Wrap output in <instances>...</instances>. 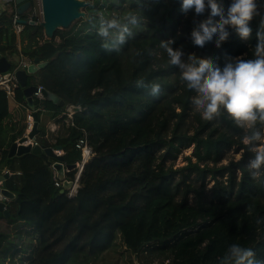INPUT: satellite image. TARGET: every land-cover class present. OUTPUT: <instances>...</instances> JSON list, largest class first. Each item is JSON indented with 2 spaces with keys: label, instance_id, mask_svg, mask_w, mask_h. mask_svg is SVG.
<instances>
[{
  "label": "trees",
  "instance_id": "obj_1",
  "mask_svg": "<svg viewBox=\"0 0 264 264\" xmlns=\"http://www.w3.org/2000/svg\"><path fill=\"white\" fill-rule=\"evenodd\" d=\"M217 3L226 13L231 0ZM257 3L259 14L251 23L250 39H241L229 26L219 47L218 34L202 47L194 44L192 32L199 29L210 9L197 16L194 10L182 9V0H87L85 17L69 30L55 32L59 41L43 39L41 28L29 23L17 35L9 11L12 1L0 14V53L9 59L22 55L30 61L36 57L45 61V66L28 76L27 84L41 85L64 103L59 106L35 99V141L43 147L59 146L64 164L69 165L82 158L76 148L78 139L85 137L91 146L77 194L98 201L108 214L124 210L131 202L126 188L136 177L131 166L139 159L151 162L148 178L152 184L144 205L124 210V217L111 230L99 232L91 223L81 224L48 264H192L199 255L205 256L209 248L205 237L212 232L229 237L238 234L234 244L254 250L253 264L264 262V165L258 170L249 167L255 159L251 149L261 143L244 144L249 130L238 127L226 111L204 121L195 110L199 94L186 88L181 69L170 63L162 47L168 44L180 51L186 64L195 57L210 60L221 70L237 58H253L257 28L264 18V0ZM129 12L137 23L128 25L131 35L126 34L124 44L114 46L112 38L98 35L102 19L117 18L123 23ZM104 43L109 47H102ZM152 84L160 85L156 96L151 94ZM12 97L20 105L19 113L9 111V97L0 88V170L13 173L5 187L20 192L21 205L10 201V216L0 225V264H33L40 254V242L33 233L36 224L56 223L47 203L59 198L71 201L75 195L68 198L60 193L62 182L54 177V159L47 154L8 155L11 144L24 135L30 113L23 88L17 85ZM44 112L55 123L54 130L40 124ZM255 127L264 138L259 119ZM191 145L195 162L187 157L184 166L166 164ZM228 150L241 152V157L217 165ZM75 173L76 169L66 171L65 177L72 180ZM207 176L213 180L209 188ZM54 178L60 186L54 185ZM17 219L29 228H16ZM9 235L12 240L6 239ZM22 235L28 239L23 244L19 241ZM201 263L210 264L203 258Z\"/></svg>",
  "mask_w": 264,
  "mask_h": 264
},
{
  "label": "clouds",
  "instance_id": "obj_2",
  "mask_svg": "<svg viewBox=\"0 0 264 264\" xmlns=\"http://www.w3.org/2000/svg\"><path fill=\"white\" fill-rule=\"evenodd\" d=\"M81 2L84 3V0ZM206 8L210 9L209 16L199 23L198 30L192 32L195 45L202 47L214 34H218L219 47L220 41L226 40L228 36L229 26L235 29L241 39H250L251 23L259 14L257 0H231L226 13L217 0H182V9L194 10L197 16L203 15ZM213 17L219 19L214 21ZM123 20L122 23L117 18L102 19L98 35L105 40L112 38L114 46L124 44L126 34L131 35L128 25H135L137 17L129 12ZM256 38L253 58H237L235 63H228L222 70L213 67L210 60H196L195 57H190L193 62L186 64L181 60L180 51H174L168 44H162L170 63L181 69V80L185 82L186 88L199 94L194 103L201 118L212 121L221 111H226L238 127L249 130L250 134L243 139L246 145L262 140V133L255 126L258 119L264 125V18L258 25ZM102 47L108 48L109 44L104 43ZM159 92L160 85L152 84L151 94L156 96ZM251 150L255 152V159L250 162L249 167L258 170L264 165V145H257ZM228 252L230 256H226L225 261L232 260L234 264H244L247 261V264H253L251 258L255 252L251 248L232 244Z\"/></svg>",
  "mask_w": 264,
  "mask_h": 264
},
{
  "label": "rangeland",
  "instance_id": "obj_3",
  "mask_svg": "<svg viewBox=\"0 0 264 264\" xmlns=\"http://www.w3.org/2000/svg\"><path fill=\"white\" fill-rule=\"evenodd\" d=\"M12 7V5H10ZM38 11V6L36 7V12ZM28 13V12H27ZM42 32V31H41ZM43 35V34H42ZM56 41H59V37H54ZM44 39V37H43ZM17 64V61L14 63ZM195 110H198L195 107ZM193 131L192 128H189V133ZM260 145H264V138L260 141ZM194 146L191 145L188 148H184L180 150V153L177 154V157L174 160H168L166 162L167 165L172 164L173 168H178L187 164V157H190L191 161L195 162L196 157L193 155ZM160 151H158L159 153ZM241 157V152H234L233 150L226 151L221 160L217 163V165H225L229 161H237ZM209 165L213 163L210 160L205 161ZM200 165H203L204 162H199ZM151 162L143 159H139L135 164L131 166L133 172L135 174V179L130 182L127 191L131 194V202L128 207L124 210H129L132 207H139L144 205L146 202L147 189L152 184L151 179L148 178V169L150 168ZM130 168V169H131ZM238 175L240 174L237 171ZM219 179H225L219 178ZM207 188L211 187L213 184L212 178L207 176L206 179ZM35 197V196H34ZM63 210L60 218H56L55 225H44L40 226L38 223L35 226V231L33 232L36 235L35 241L40 242L41 251L43 248L45 249L50 242L56 240V244H60V248H63L65 244L72 238V236L77 232L80 225L83 223H91L99 232L112 229L114 223L117 220H121L124 215L122 212L124 210L114 211L111 214H108L109 210L104 206L100 205L96 200H90L85 194L79 195L75 194V197L71 201H65L60 203ZM29 228V226L24 227V221L21 219H17L15 221V227ZM53 230V233H52ZM7 238L13 239V237L7 236ZM206 238V243L209 245V248H206L205 256H198L192 264H202L201 259H208L210 264H224L225 257L227 256L228 249L230 245L234 244V240L238 238V234L235 237H229L227 235H223L219 232H212ZM24 240H28L26 236L22 235L20 238V242L23 244ZM26 242V241H25ZM42 253V251H41ZM40 253V255H41ZM45 264H48L46 262Z\"/></svg>",
  "mask_w": 264,
  "mask_h": 264
},
{
  "label": "water",
  "instance_id": "obj_4",
  "mask_svg": "<svg viewBox=\"0 0 264 264\" xmlns=\"http://www.w3.org/2000/svg\"><path fill=\"white\" fill-rule=\"evenodd\" d=\"M13 2L17 6V12L19 15L26 14L32 7L31 0H13ZM39 3L41 12L39 21L27 22L23 18L19 21L22 24L29 23L39 26L44 39L48 41L54 39V34L57 30H69L78 19L84 18L86 14L84 8L87 4V0H84V3H82L81 0H39ZM16 58V56H13L9 59L7 56L0 53V73H5L16 68L17 64H14L17 61ZM45 65V61H39L36 57L26 67L17 68L14 71V77L17 85L23 88L26 106L33 117V125L27 135L22 136L11 144L8 155L21 156L30 152L33 154H40L43 152L52 157L54 161L51 164V168L55 173V177L62 182L60 193L63 194L73 186V181L65 177V172L73 170L75 168V164H64L63 157L61 155L62 153H57L58 151H62L59 146L52 148L43 147L38 143L33 145L31 143L24 144L29 140H35V135L38 131V119L36 115L37 110L35 98L33 96V93L37 91V85H28L27 78L30 74H34L39 68H42ZM41 94L45 100L51 101L59 106L64 104L62 100H59L56 95L49 92L45 88L41 89ZM8 177V171L0 176V217L4 216L6 218L10 216L7 208L8 202L14 201L19 207L21 205L20 192H13L5 187V180Z\"/></svg>",
  "mask_w": 264,
  "mask_h": 264
},
{
  "label": "built area",
  "instance_id": "obj_5",
  "mask_svg": "<svg viewBox=\"0 0 264 264\" xmlns=\"http://www.w3.org/2000/svg\"><path fill=\"white\" fill-rule=\"evenodd\" d=\"M32 2V1H31ZM38 6V11L36 12V7ZM8 8L6 7L4 10H7ZM9 11L12 13V27L14 32L17 34H19L23 28V24L20 23V15L17 12V6L14 4V2L12 1V7L9 8ZM41 12H40V3L39 0H33L32 2V7L31 9L28 11V13H26V18L25 20L27 22L30 21H39L40 20V16ZM31 61L28 58L23 57L22 55H20L18 57L17 60V65L16 68L11 69L5 73H0V88H3L6 90L7 96L8 97H12L13 95V90L14 88L17 86L15 77H14V71L17 68H24L26 67ZM43 87L41 85L37 86V91L33 93V96L35 99H43V96L41 94V89ZM72 114V110L71 108H68V116H71ZM33 125V117L31 115V112L27 114L26 116V129H25V135L28 134V132L31 130ZM31 143L36 144L37 142L35 140L32 141H27L24 144H28ZM76 148L81 150V154H82V158L79 162L75 163V168L76 169V173L74 175V178L72 179L73 181V186L68 189L67 191L64 192V194L66 195V197L71 198L73 197L79 189V176L80 173L82 171V168L84 166V164L87 162V160L89 159V157L92 154V149L91 146L89 145L87 139L85 137H82L80 139H78V141L76 142ZM60 153H62V151H60ZM55 177V176H54ZM61 182L56 180L54 178V185L55 186H60Z\"/></svg>",
  "mask_w": 264,
  "mask_h": 264
},
{
  "label": "crops",
  "instance_id": "obj_6",
  "mask_svg": "<svg viewBox=\"0 0 264 264\" xmlns=\"http://www.w3.org/2000/svg\"><path fill=\"white\" fill-rule=\"evenodd\" d=\"M13 1V0H0V14L4 11V9L6 7L9 6V3ZM18 35V33H17ZM18 48H20V44H18ZM16 60H18V57L16 58ZM21 110L20 105L13 99V97H9V111L13 114L19 113ZM29 111V110H28ZM30 112V111H29ZM15 120V119H14ZM40 124H42L43 126H45L47 128V130H54L56 128L55 123H53L52 119L49 118V114L47 112L42 113L41 117H40ZM25 135V134H24ZM23 135V136H24ZM58 154H60V152H57ZM9 172V176H11L13 173L10 172L7 168H3L2 170H0V176L5 174V172ZM55 175V173H54ZM66 196V195H65ZM64 199H56L55 201L51 202V203H47V205L52 206L53 208V216L52 217H56V218H60L61 213L63 208H61V202H63ZM67 201V200H65ZM9 204V202H8ZM7 204V206H8ZM49 210L46 211V213H48ZM7 218L2 216L0 217V225H3L4 223H6ZM49 224V223H48ZM45 224V225H48ZM15 226V224H13ZM56 240H54L53 242H50L48 245L51 244V246H47L45 249L43 248L36 259L35 262L33 264H45V262L48 260L50 261L51 258L56 254V252H59V248H60V244L59 243H55ZM50 255L49 258L47 255Z\"/></svg>",
  "mask_w": 264,
  "mask_h": 264
}]
</instances>
